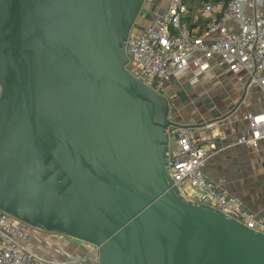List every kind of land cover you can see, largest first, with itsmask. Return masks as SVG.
Listing matches in <instances>:
<instances>
[{
  "label": "water",
  "instance_id": "95a60500",
  "mask_svg": "<svg viewBox=\"0 0 264 264\" xmlns=\"http://www.w3.org/2000/svg\"><path fill=\"white\" fill-rule=\"evenodd\" d=\"M144 6L0 0V212L97 264H264L263 233L171 180L168 130L194 126L127 69Z\"/></svg>",
  "mask_w": 264,
  "mask_h": 264
},
{
  "label": "built area",
  "instance_id": "2783aa9c",
  "mask_svg": "<svg viewBox=\"0 0 264 264\" xmlns=\"http://www.w3.org/2000/svg\"><path fill=\"white\" fill-rule=\"evenodd\" d=\"M153 1L145 0V6ZM126 52L128 71L170 103L174 98L166 92L167 84L191 67L195 71L190 82L197 83L211 68V61L239 79L246 76L248 85H256L264 97V0H208L191 14L184 0H167L166 8L149 25L130 36ZM129 66L136 71H130ZM245 119L249 131L238 143L256 148L264 139V109L247 113ZM216 123L169 128L173 139L168 151L171 180L179 193L184 182L197 190V204L219 210L264 234V214L244 209L226 192V179L212 180L204 174L207 160L217 151ZM20 225L0 212V264H66L36 255L30 234Z\"/></svg>",
  "mask_w": 264,
  "mask_h": 264
},
{
  "label": "crops",
  "instance_id": "0c3cea01",
  "mask_svg": "<svg viewBox=\"0 0 264 264\" xmlns=\"http://www.w3.org/2000/svg\"><path fill=\"white\" fill-rule=\"evenodd\" d=\"M158 4L163 11L167 6V0H159ZM210 67L201 77L216 81L219 77L216 69L219 68H224L226 73H229L227 68L217 67L213 61ZM194 71L195 68L191 67L185 75L177 79L176 87L170 88L167 84L166 92L175 98L179 94H187L197 88L200 91V86L206 83L201 85V77H199L197 83L192 85L190 77ZM231 77L235 78L236 84L228 85L226 82L219 86L216 85L217 82L213 84L212 88L219 93V103L206 101L210 108L209 119L200 116L198 110L195 114L182 118L178 123L186 125L193 122L192 125L198 127L210 121L217 122L215 124L217 151L207 160L204 174L212 180L226 179V192L237 198L244 209L256 214H264V139L256 148L238 143L239 139L246 136L249 131V123L245 115L262 111L264 97L256 85H248L246 76L242 79L234 75ZM173 103L175 104V99ZM194 104L196 105V102ZM20 226L30 234L33 252L36 255L66 264H97V252L86 243L76 242L57 233Z\"/></svg>",
  "mask_w": 264,
  "mask_h": 264
},
{
  "label": "rangeland",
  "instance_id": "374dc122",
  "mask_svg": "<svg viewBox=\"0 0 264 264\" xmlns=\"http://www.w3.org/2000/svg\"><path fill=\"white\" fill-rule=\"evenodd\" d=\"M159 0H154L151 3H148L144 8L142 9L140 16L136 20V27L133 30V33L136 35L137 33H140V29H143L145 26L149 25L150 22L154 19L153 17V9L155 8L156 4ZM159 10L161 11V5L159 6ZM153 17V18H152ZM130 71L134 72L136 69L133 66L128 67ZM218 70V71H217ZM215 71V70H214ZM217 74H219V77H217L216 81L214 80H208L205 77H201V85L206 83L204 86H200L199 89H194L193 91L187 92V94H179L177 96L178 102L175 103L176 112L172 114V118L176 122H180L181 119L185 118L188 115L195 114L200 111V116L209 117L210 108L206 107L204 104L205 101H208L209 103L218 104L219 103V93L217 90H214L212 88L213 84L216 83L217 86L223 84L226 82L228 85L236 84L235 78L231 77V73H226V69L219 68L216 69ZM215 71V72H216ZM210 81V82H209ZM214 81V82H213ZM208 82V84H207ZM178 82L174 79L171 80L168 85L169 87H176ZM225 84V83H224ZM197 99V101L195 100ZM196 102V105L194 104ZM223 106H225L223 104ZM191 123H186V125H192ZM171 138V137H170ZM170 140H173L172 138ZM185 201H191L194 204H197L200 199V193L192 188L188 182H184L181 185V190L179 193Z\"/></svg>",
  "mask_w": 264,
  "mask_h": 264
},
{
  "label": "trees",
  "instance_id": "16d2710c",
  "mask_svg": "<svg viewBox=\"0 0 264 264\" xmlns=\"http://www.w3.org/2000/svg\"><path fill=\"white\" fill-rule=\"evenodd\" d=\"M208 0H184V3L186 4L189 14H191L197 7L201 6Z\"/></svg>",
  "mask_w": 264,
  "mask_h": 264
},
{
  "label": "flooded vegetation",
  "instance_id": "af4514ba",
  "mask_svg": "<svg viewBox=\"0 0 264 264\" xmlns=\"http://www.w3.org/2000/svg\"><path fill=\"white\" fill-rule=\"evenodd\" d=\"M159 9H160V8H159V4L157 3L156 6H155V8L153 9V17H155L156 14H158V13L160 12ZM161 10H162V9H161ZM153 17H152V18H153ZM174 99H175V103L179 101L177 97H175ZM204 104H205L207 107H208V105H209L208 102H206V101H205ZM174 105H175V104L173 103V106H174ZM175 112H176V108L173 107V109H172V114H174Z\"/></svg>",
  "mask_w": 264,
  "mask_h": 264
}]
</instances>
